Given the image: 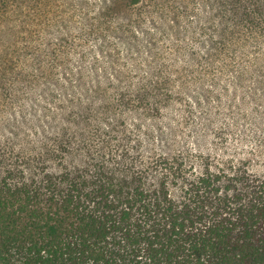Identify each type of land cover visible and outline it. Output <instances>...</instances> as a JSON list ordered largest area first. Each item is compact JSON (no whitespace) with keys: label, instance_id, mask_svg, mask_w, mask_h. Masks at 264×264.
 <instances>
[{"label":"trees","instance_id":"1","mask_svg":"<svg viewBox=\"0 0 264 264\" xmlns=\"http://www.w3.org/2000/svg\"><path fill=\"white\" fill-rule=\"evenodd\" d=\"M166 1L106 0L97 26L138 38ZM67 2L0 0V264H264V104L242 106L264 92V0H210L178 76L160 60L131 80L72 62ZM232 82L244 96L216 103ZM223 121L246 150L234 133L233 154L202 152Z\"/></svg>","mask_w":264,"mask_h":264},{"label":"rangeland","instance_id":"2","mask_svg":"<svg viewBox=\"0 0 264 264\" xmlns=\"http://www.w3.org/2000/svg\"><path fill=\"white\" fill-rule=\"evenodd\" d=\"M67 1V7L65 10V15L67 16V25L63 23V30H65L66 33L68 32V30H71V33H69L67 37L73 36V39L69 40V43L67 44L70 47V56H72L71 60L72 62H74V54L78 53H84L85 55V58L83 56L77 57L79 60L78 62L91 63L93 65V61L99 59V61H97L98 65L96 64L93 66H97L98 68L105 66L106 70L100 71L102 73L101 75H104V73L107 71L109 73L110 71L112 72V75L114 77L127 76L126 79L130 80L142 76V73L152 75L153 66L155 65H150V63L156 64L161 60L165 62L164 67L168 72V75L176 77L179 74L178 65L175 64L173 57L181 59L183 53L186 52L187 46L190 47L192 45H195L202 47L201 39H204V41L209 40V31L211 29L205 27L204 31L200 23L203 14H210V12L206 10L211 7L210 0H183L185 3L190 4L189 8L187 9V14L185 11L182 12V10L185 9L184 7L180 8L181 12H179V9L176 6L179 5V0H173V8L167 6L171 3V0L166 1L167 8L165 10H157V12H151L153 14V18L155 16V23H149L147 25V28H137L134 31L138 35V38L134 37L135 35L131 33L130 29H108L104 25L102 26L103 28H98L97 18L104 10L106 6V0ZM179 13L181 14L179 15ZM147 29L153 34H148ZM102 30H105L107 32L106 36L102 35V33L100 32ZM194 30L198 31L197 35H193ZM202 31H204L205 33L201 35L200 39L198 36ZM59 34L61 36L62 32H60ZM95 41H98L100 43L97 55L95 51H88ZM73 42H75V44ZM70 43L73 45H71ZM110 50L115 56H112L108 53L110 52ZM109 62H111L113 65L109 64ZM171 62L173 63L172 67L169 65ZM120 68L128 71V74H117L115 71ZM129 68L131 69L129 70ZM247 84H251V81H247ZM242 88L243 87L239 86L238 83L232 82L229 85L221 83L216 91L217 95L213 96V98H215L216 103L220 104V100L217 98L219 95L224 96L225 98L230 97L231 93H237L240 96H244L243 92L241 91ZM132 94H135V92L131 90L130 95ZM201 100L204 101L203 98H201ZM245 101H247V103H243L242 106L246 114V109L248 111L252 110L251 107L257 105V102L264 104V92L256 91L254 89L253 93L245 98ZM183 106L184 109L187 107V105ZM202 107L203 104H201V109ZM44 109L45 108H41V112L43 111L46 114L47 112ZM201 109L198 107V105L194 107V110H196V114L195 117H193L197 122H206L202 119V117L199 116L200 113H202ZM232 114L238 115V124H241L243 122L240 119L242 118L241 114H239L238 112H234ZM254 116L255 118H258L259 114L257 112H254ZM142 117L143 116L141 114L135 112L134 115L128 118L130 120H128L126 124L131 123L135 125ZM248 121L255 125H261L260 123H257L255 121ZM119 122V127H123L124 124L121 121ZM48 127H50V125ZM31 129L34 130V128L32 127ZM105 130L108 135L113 136L112 143L114 147H118L116 145L117 142H126L123 136L120 135V132L115 131V128L113 129L112 127H109V129L105 128ZM213 132V141H209L206 136L201 135L202 137H200V140L202 144L204 146L210 147L209 149H202L201 145L198 144L201 147L202 152H208L209 150L213 152H223L226 150L228 151L227 154L229 152L230 154H233L231 153V151H233L234 149L229 148L228 143L230 142L229 138H232L234 133L236 134V137L233 139V141H231L234 142L233 146H238L239 149H242L241 146H243L244 151L246 150L247 146L245 144L246 139L244 128L237 129L235 127L226 125L223 121L220 126L217 125L214 127ZM85 133L80 136L83 137ZM189 137L190 136L186 135L184 139L189 140ZM243 153L244 152H242L240 155H242ZM240 155L238 156L240 157Z\"/></svg>","mask_w":264,"mask_h":264}]
</instances>
